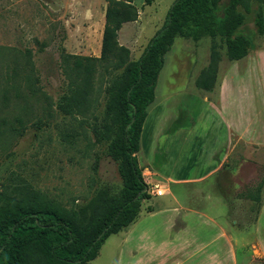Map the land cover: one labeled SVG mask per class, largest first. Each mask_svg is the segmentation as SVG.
Listing matches in <instances>:
<instances>
[{"label":"rangeland","instance_id":"374dc122","mask_svg":"<svg viewBox=\"0 0 264 264\" xmlns=\"http://www.w3.org/2000/svg\"><path fill=\"white\" fill-rule=\"evenodd\" d=\"M175 1L155 0L146 7L147 19L153 22L149 35L163 25ZM107 6L106 0H0V197L37 190L69 209L88 213L87 204L98 190L119 194L123 188L119 164L108 154L104 133L115 88L112 80L121 78L124 70L108 73L98 68L92 105L83 110L84 117L60 110H69L73 95L64 56H101ZM237 12L254 33L256 46H264V35L256 26L259 14L264 18V0H252L249 11L238 7ZM147 46L144 36L128 45L131 61H138ZM255 154L264 160V152ZM262 167L237 178L225 175L210 181L213 186L186 190L183 203L196 207L220 199L217 204L226 209L222 217L228 224L236 221L237 228L248 231L256 203L247 194L255 193L263 179ZM148 193L150 198L157 195L152 188ZM255 249L251 241L244 264H263ZM103 263L111 264V259Z\"/></svg>","mask_w":264,"mask_h":264},{"label":"crops","instance_id":"0c3cea01","mask_svg":"<svg viewBox=\"0 0 264 264\" xmlns=\"http://www.w3.org/2000/svg\"><path fill=\"white\" fill-rule=\"evenodd\" d=\"M135 5L137 21L119 33L125 46L143 36L149 43L163 26L149 35L153 22L147 6L144 0ZM104 28L105 22L102 39ZM207 40H175L147 108L137 159L149 190L163 194L145 200L138 219L111 235L92 264L109 258L111 264H244L251 241L264 264V183L248 231L236 221L228 224L220 199L196 207L183 203L186 190L264 166L255 154L264 152V46L255 44L248 56L233 62L223 53L214 90L203 93L196 80L210 61Z\"/></svg>","mask_w":264,"mask_h":264},{"label":"trees","instance_id":"16d2710c","mask_svg":"<svg viewBox=\"0 0 264 264\" xmlns=\"http://www.w3.org/2000/svg\"><path fill=\"white\" fill-rule=\"evenodd\" d=\"M106 22L99 58L64 56L70 66L73 95L65 114L85 116L92 105L98 68L105 72L124 70L108 103L105 135L108 154L119 164L123 188L119 194L98 190L89 202L88 213L69 209L37 190L0 197V264H92L104 242L131 226L139 217L142 203L150 199L138 164L142 127L147 108L154 101L155 87L165 56L177 38L210 41V61L196 80L198 90L212 93L223 53L229 61L249 55L255 45L238 7L249 11L252 0H176L162 28L154 35L138 61L122 45L119 33L124 25L137 21V0H106ZM155 0H144L150 6ZM264 35V18L256 20ZM255 36V35H254ZM70 60H73L71 62ZM72 64V65H71ZM7 91L3 92V102ZM262 182L247 198L259 205ZM258 208V207H257Z\"/></svg>","mask_w":264,"mask_h":264},{"label":"built area","instance_id":"2783aa9c","mask_svg":"<svg viewBox=\"0 0 264 264\" xmlns=\"http://www.w3.org/2000/svg\"><path fill=\"white\" fill-rule=\"evenodd\" d=\"M153 193H156L157 195H162L163 194V192L161 190H159V189L153 190Z\"/></svg>","mask_w":264,"mask_h":264}]
</instances>
